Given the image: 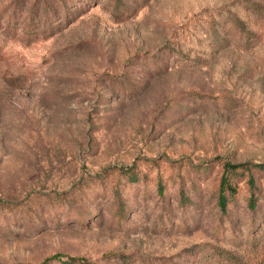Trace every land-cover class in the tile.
I'll use <instances>...</instances> for the list:
<instances>
[{
    "label": "rangeland",
    "instance_id": "1",
    "mask_svg": "<svg viewBox=\"0 0 264 264\" xmlns=\"http://www.w3.org/2000/svg\"><path fill=\"white\" fill-rule=\"evenodd\" d=\"M55 254L264 264V0H0V264Z\"/></svg>",
    "mask_w": 264,
    "mask_h": 264
},
{
    "label": "trees",
    "instance_id": "2",
    "mask_svg": "<svg viewBox=\"0 0 264 264\" xmlns=\"http://www.w3.org/2000/svg\"><path fill=\"white\" fill-rule=\"evenodd\" d=\"M245 163H232L229 161H224L223 166H224V174L220 180V187H219V197H218V205L221 209V211L223 212V214H226V211L228 209V207L233 204L236 199H237V195H238V189H239V180L242 178L243 175H245L246 171L244 169H240L241 167H244ZM252 167H258L260 168V164L259 165H252ZM250 168V167H248ZM122 172H124L126 175H128V177L132 180V182L137 181L138 180V176L136 173H134L132 170H130V168H122L121 169ZM161 183V182H160ZM159 183V184H160ZM163 191V190H161ZM162 193V192H161ZM256 194L253 195L252 199L250 201V208L253 209V211H255V206L257 204V199L256 198ZM197 225V224H196ZM179 226H187V224H185V222H183L182 224H180ZM219 228L224 231V233L226 232V229L228 228L227 226H220ZM233 230V229H232ZM253 235H256L257 232L252 231ZM235 233L232 232L231 235ZM233 235L234 239L232 241H236L238 243L237 237L235 238V236ZM256 237V236H255ZM64 255L61 254H55V255H51L49 256L46 261H56L59 262L61 264H90L87 263L84 259L80 258V257H73V258H64Z\"/></svg>",
    "mask_w": 264,
    "mask_h": 264
}]
</instances>
